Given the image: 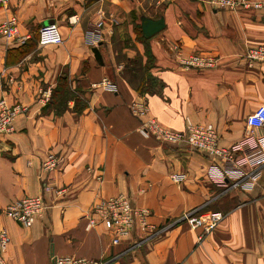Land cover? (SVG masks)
<instances>
[{"label": "crops", "instance_id": "obj_1", "mask_svg": "<svg viewBox=\"0 0 264 264\" xmlns=\"http://www.w3.org/2000/svg\"><path fill=\"white\" fill-rule=\"evenodd\" d=\"M12 15L27 38L0 39V98L27 104L29 111L0 135V230L10 237L8 264H55L64 255L108 264H264V165L254 183L220 184L207 175L215 160L210 153L146 134L143 117L131 109L146 99L147 116L177 131L190 122L212 123L227 148L247 138V117L264 102V61L245 54L264 45V7L232 10L206 0H10L0 8V23ZM49 21L60 28L62 43H39V30ZM149 23L159 25L152 35ZM90 32L97 43L88 42ZM147 46L154 55L151 72L164 83L160 94L143 95L122 75L126 63L145 65ZM195 53L216 57V66L182 62ZM105 77L115 91L95 86ZM62 81L86 100L82 112L74 110L73 99L62 113L44 112ZM254 133L264 135V126ZM51 152L60 161L46 171L42 162ZM177 172L183 179L172 178ZM32 195L43 196L48 206L32 226L3 213ZM113 196L130 197L146 210L155 234L133 246L132 238L113 243L103 224L86 229L93 204ZM217 210L225 218L203 240L202 228L181 219L186 212Z\"/></svg>", "mask_w": 264, "mask_h": 264}, {"label": "built area", "instance_id": "obj_2", "mask_svg": "<svg viewBox=\"0 0 264 264\" xmlns=\"http://www.w3.org/2000/svg\"><path fill=\"white\" fill-rule=\"evenodd\" d=\"M215 7H224L232 10L264 7V2L254 0H207ZM10 0H0V8L7 7ZM103 21L98 22L102 26ZM20 37L22 41L26 36L19 35V19L12 15L10 18L0 23V39L5 41ZM99 38L93 32L88 34V42H98ZM38 41L41 45L58 44L63 42V36L56 23H46L39 30ZM94 44V43H90ZM246 57L253 61H264V45L250 47L246 51ZM182 62L187 66L197 68H211L216 66L217 58L211 55L200 53L183 57ZM4 72L0 70V80ZM104 86L115 91L116 85L111 82L109 77H105L95 86ZM133 113L142 120V131L146 134L155 136L168 142L186 141L193 148L206 151L214 157V162L207 169V175L214 181L230 186L237 185L239 182L249 185L257 181L260 174V167L264 165V135H255L254 132L264 126V102L257 106L247 117L248 137L231 148L221 146L218 140L216 127L212 123H187L182 131L169 129L155 117L148 115V103L146 99L136 102L131 106ZM29 106L23 103H11L5 97L0 98V135L10 132L14 127L15 119L27 114ZM241 152L236 157V152ZM59 157L51 152L42 162V168L46 171L54 170L59 164ZM243 165L250 167L245 171ZM183 172L174 173V180H181ZM233 179V182H230ZM45 199L41 195L26 196L15 200L5 206L2 211L8 217L16 220L26 227L32 226L47 209ZM146 210L140 209L133 204L130 197L113 196L102 198L93 204L91 210L85 214L87 219L86 229H91L96 225L103 224L112 235V242L117 244L123 239H133V246L139 245L147 235L155 234L156 226L148 224L146 221ZM225 218V213L221 210L212 211L208 214H197V212H186L181 219L188 221L194 227L202 228L199 239L203 240L212 232ZM154 231L152 232V229ZM140 229V231H139ZM144 231L141 233V231ZM145 235V236H144ZM10 243L8 231L3 228L0 230V264H8L5 258V251ZM55 264H108L105 258H86L70 255L56 256Z\"/></svg>", "mask_w": 264, "mask_h": 264}, {"label": "trees", "instance_id": "obj_3", "mask_svg": "<svg viewBox=\"0 0 264 264\" xmlns=\"http://www.w3.org/2000/svg\"><path fill=\"white\" fill-rule=\"evenodd\" d=\"M148 45V44H147ZM95 57L98 63H103L102 55L97 47L94 48ZM147 62L145 65L135 61L126 63L122 75L129 81L138 92L143 95L160 94L164 83L151 72V68L154 66V55L149 46L146 48ZM71 90L70 86L65 84L64 81L60 82L58 86L53 90L51 100L45 106V111L50 107L56 111V113H62L68 108V101L74 100V110L77 113L83 111L87 106L86 100H82L77 97ZM55 100H58V105L55 104Z\"/></svg>", "mask_w": 264, "mask_h": 264}, {"label": "water", "instance_id": "obj_4", "mask_svg": "<svg viewBox=\"0 0 264 264\" xmlns=\"http://www.w3.org/2000/svg\"><path fill=\"white\" fill-rule=\"evenodd\" d=\"M47 23H51V21L47 22ZM159 29V25L154 24V23H149L146 27V33L148 35H152L154 34L157 30Z\"/></svg>", "mask_w": 264, "mask_h": 264}, {"label": "rangeland", "instance_id": "obj_5", "mask_svg": "<svg viewBox=\"0 0 264 264\" xmlns=\"http://www.w3.org/2000/svg\"><path fill=\"white\" fill-rule=\"evenodd\" d=\"M207 1V0H206ZM208 2V1H207ZM209 3V2H208ZM89 43H94L95 44V42H89ZM111 80V79H110ZM65 82V84H67V86L69 85V83H68V81H64ZM111 82H112V80H111ZM82 92V91H81ZM74 93V92H73ZM75 93H77V91L75 90ZM77 97H79V98H81L82 100H85L84 99V97L83 96H81L79 93H77ZM58 103H59V101L58 100H55V104H57L58 105ZM74 103V105H75V102H73ZM68 104H69V102H68ZM50 108H52V107H50Z\"/></svg>", "mask_w": 264, "mask_h": 264}]
</instances>
